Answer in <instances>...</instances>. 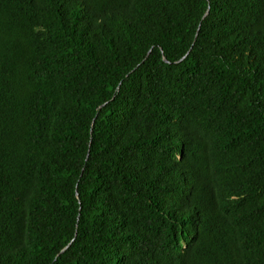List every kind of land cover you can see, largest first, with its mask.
<instances>
[{
	"label": "trees",
	"instance_id": "1",
	"mask_svg": "<svg viewBox=\"0 0 264 264\" xmlns=\"http://www.w3.org/2000/svg\"><path fill=\"white\" fill-rule=\"evenodd\" d=\"M0 264H264V0H0Z\"/></svg>",
	"mask_w": 264,
	"mask_h": 264
},
{
	"label": "water",
	"instance_id": "2",
	"mask_svg": "<svg viewBox=\"0 0 264 264\" xmlns=\"http://www.w3.org/2000/svg\"><path fill=\"white\" fill-rule=\"evenodd\" d=\"M69 244H67V246L61 251V253L65 252L67 250V247L69 246Z\"/></svg>",
	"mask_w": 264,
	"mask_h": 264
}]
</instances>
